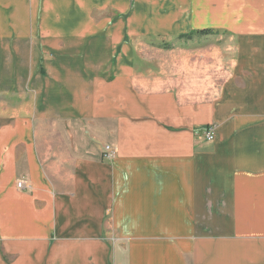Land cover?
Returning a JSON list of instances; mask_svg holds the SVG:
<instances>
[{"label":"crops","instance_id":"obj_1","mask_svg":"<svg viewBox=\"0 0 264 264\" xmlns=\"http://www.w3.org/2000/svg\"><path fill=\"white\" fill-rule=\"evenodd\" d=\"M0 264H264V0H0Z\"/></svg>","mask_w":264,"mask_h":264},{"label":"built area","instance_id":"obj_2","mask_svg":"<svg viewBox=\"0 0 264 264\" xmlns=\"http://www.w3.org/2000/svg\"><path fill=\"white\" fill-rule=\"evenodd\" d=\"M215 136V130L214 127L211 126L209 127L206 132H205V139L206 141H213ZM102 155L105 159L111 160L115 157L113 149L109 146H106L103 148ZM16 187L18 190H27L30 189V186L24 181V180H19L16 182Z\"/></svg>","mask_w":264,"mask_h":264},{"label":"rangeland","instance_id":"obj_3","mask_svg":"<svg viewBox=\"0 0 264 264\" xmlns=\"http://www.w3.org/2000/svg\"><path fill=\"white\" fill-rule=\"evenodd\" d=\"M211 126H213L214 127V130L216 131V126L214 125V123L213 124H207V125H205L204 127H203V129L201 130V134H200V136H202V138L206 141V139H205V132H206V130L209 128V127H211ZM85 132H88V130H86ZM104 131H103V129L98 133V134H96V137L97 138H99L100 140H102V137L104 136ZM77 136H79V135H74V136H69L68 138H76ZM215 137V136H214ZM206 142H209V141H206ZM211 142H213V141H211ZM106 146H110L112 149H113V151H114V154H115V156H116V148L114 147V146H111V145H109V144H103L102 145V148L101 149H103L104 147H106ZM102 152H103V150H102ZM102 158H103V160H106V161H109L108 159H105L104 157H103V155H102ZM115 158V157H114ZM112 160V159H111Z\"/></svg>","mask_w":264,"mask_h":264}]
</instances>
